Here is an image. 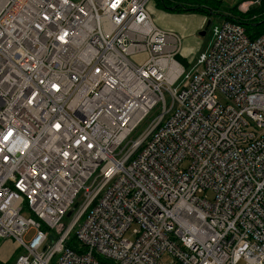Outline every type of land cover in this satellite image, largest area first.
Wrapping results in <instances>:
<instances>
[{
  "label": "built area",
  "instance_id": "obj_1",
  "mask_svg": "<svg viewBox=\"0 0 264 264\" xmlns=\"http://www.w3.org/2000/svg\"><path fill=\"white\" fill-rule=\"evenodd\" d=\"M151 1L0 0L14 264H264V33L222 21L185 61Z\"/></svg>",
  "mask_w": 264,
  "mask_h": 264
},
{
  "label": "rangeland",
  "instance_id": "obj_2",
  "mask_svg": "<svg viewBox=\"0 0 264 264\" xmlns=\"http://www.w3.org/2000/svg\"><path fill=\"white\" fill-rule=\"evenodd\" d=\"M220 3H212L209 7L210 12L214 11V14L207 17L205 16V23L200 27V21L203 20V14L194 11L179 12L169 9H165L162 4L158 3L157 0H152L149 3V10L152 15V19L156 25L162 28L172 27L174 31L181 30L179 33L186 45L187 52L184 53L185 57L190 60L198 57L199 53L204 51L209 42L211 41V29L214 25H218L223 21V15L230 14L229 9L236 7L238 4V13L244 15L248 12L249 7L254 4L251 0H219ZM242 2V3H241ZM233 12V11H232ZM236 14V12H235ZM211 21V27L208 29L205 35L200 33L204 30L206 22ZM147 58L146 53H140L132 56L135 62H142ZM151 117L141 124L140 130H142L150 121ZM187 165V162L184 166ZM209 198L213 197L212 192H208ZM22 214L27 217L29 215L27 210H23ZM69 219V218H68ZM31 234H29L30 236ZM129 235V234H128ZM22 253L20 246L12 238L2 239L0 241V260L4 264H13L18 254ZM171 257L168 254L162 256V261L168 263Z\"/></svg>",
  "mask_w": 264,
  "mask_h": 264
},
{
  "label": "trees",
  "instance_id": "obj_3",
  "mask_svg": "<svg viewBox=\"0 0 264 264\" xmlns=\"http://www.w3.org/2000/svg\"><path fill=\"white\" fill-rule=\"evenodd\" d=\"M157 1L158 3L162 4L165 9L179 11V12L194 11V12H199L207 17L214 14V11L210 12L209 9L210 5L212 3H220L219 0H157ZM239 5L240 4H238L234 8L229 9L230 14L223 15L222 16L223 21H232V22L241 23L244 26L247 35L252 39H255L260 35H262L264 33V0H260L259 3L254 4L252 7H249L248 12L245 13L244 15L243 14L240 15L238 13ZM68 244L74 249H76L77 247V242L74 237L69 241ZM0 264H4V263L0 260Z\"/></svg>",
  "mask_w": 264,
  "mask_h": 264
},
{
  "label": "crops",
  "instance_id": "obj_4",
  "mask_svg": "<svg viewBox=\"0 0 264 264\" xmlns=\"http://www.w3.org/2000/svg\"><path fill=\"white\" fill-rule=\"evenodd\" d=\"M205 21H206V20H205V16H203V20L200 21V23H201V24H200V27L204 25ZM165 29L173 30L171 26H169V27H167V28H165ZM173 31H174V30H173ZM176 32H177V33H178V32H179V33H182L181 30H179V31L177 30ZM186 48H187V47H186V45H185L184 42H183L182 50H183L185 53H186L187 50H188V48H187V50H186ZM183 51H182V58H183V60L186 61L187 58L185 57Z\"/></svg>",
  "mask_w": 264,
  "mask_h": 264
},
{
  "label": "water",
  "instance_id": "obj_5",
  "mask_svg": "<svg viewBox=\"0 0 264 264\" xmlns=\"http://www.w3.org/2000/svg\"><path fill=\"white\" fill-rule=\"evenodd\" d=\"M210 25H211V21L208 20L205 24V27H204V30L200 33L201 35H205L206 32L208 31V29L210 28ZM70 215V213L68 214V216Z\"/></svg>",
  "mask_w": 264,
  "mask_h": 264
}]
</instances>
